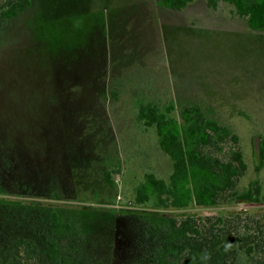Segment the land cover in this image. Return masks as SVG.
<instances>
[{
	"label": "rangeland",
	"instance_id": "rangeland-1",
	"mask_svg": "<svg viewBox=\"0 0 264 264\" xmlns=\"http://www.w3.org/2000/svg\"><path fill=\"white\" fill-rule=\"evenodd\" d=\"M148 101L175 116L198 103L228 125L246 163L236 189L253 188L256 200L136 204L145 172L166 180L172 170L153 127L138 119ZM0 184V264H12L18 237L37 243L36 264H46L51 240L75 248L63 264H150L162 241L147 231V214L241 212L264 225V29L249 28L224 0L180 10L161 0H32L0 25ZM53 217L70 225L63 238ZM232 264H264V252Z\"/></svg>",
	"mask_w": 264,
	"mask_h": 264
},
{
	"label": "trees",
	"instance_id": "trees-1",
	"mask_svg": "<svg viewBox=\"0 0 264 264\" xmlns=\"http://www.w3.org/2000/svg\"><path fill=\"white\" fill-rule=\"evenodd\" d=\"M193 0H161L168 9L180 10ZM216 8L220 0H204ZM233 5V12L244 18L249 28L264 29V0H224ZM32 0H0V25L25 11ZM172 106L161 107L155 101L140 103L137 115L144 127H153L158 145L172 163L168 179L145 172L133 189L136 204L153 200L158 208L212 207L229 202L253 201L254 189L239 192V178L246 163L238 144V135L226 124L208 117L198 103L183 105L178 116ZM262 154V144H260ZM258 166V164H257ZM110 182V172H106ZM255 187L257 185L255 184ZM5 189L0 184V194ZM150 235H161L160 245L150 258V264H207L201 259L209 253L217 263L232 264L237 256L247 259L264 252V225L248 222L241 212L196 215L142 216ZM253 223V226L251 225ZM70 225L53 217L50 229L63 238ZM231 243L230 251L224 246ZM46 264H63V255L70 257L75 248L69 242L51 240L42 248ZM39 246L34 241L18 237L11 253L12 264H36ZM74 255V254H73ZM64 259V258H63ZM71 264H77L75 260Z\"/></svg>",
	"mask_w": 264,
	"mask_h": 264
},
{
	"label": "clouds",
	"instance_id": "clouds-1",
	"mask_svg": "<svg viewBox=\"0 0 264 264\" xmlns=\"http://www.w3.org/2000/svg\"><path fill=\"white\" fill-rule=\"evenodd\" d=\"M231 247H232V245H231V243H228V244H226L225 246H224V250L227 252V251H230L231 250ZM201 259H203V260H208V259H210V254L209 253H205V254H203L202 255V257H201Z\"/></svg>",
	"mask_w": 264,
	"mask_h": 264
},
{
	"label": "water",
	"instance_id": "water-1",
	"mask_svg": "<svg viewBox=\"0 0 264 264\" xmlns=\"http://www.w3.org/2000/svg\"><path fill=\"white\" fill-rule=\"evenodd\" d=\"M255 149L257 150L256 158H258L259 157V149H260L259 139H255Z\"/></svg>",
	"mask_w": 264,
	"mask_h": 264
}]
</instances>
